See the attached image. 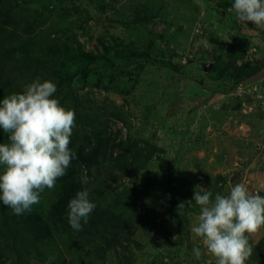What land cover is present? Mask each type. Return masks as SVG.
I'll return each instance as SVG.
<instances>
[{
    "label": "rangeland",
    "instance_id": "rangeland-1",
    "mask_svg": "<svg viewBox=\"0 0 264 264\" xmlns=\"http://www.w3.org/2000/svg\"><path fill=\"white\" fill-rule=\"evenodd\" d=\"M18 1L21 5L15 8L13 21L5 27L15 30L30 48L72 42L75 46L80 43L86 51H101L98 38H102L131 42L143 50L155 41L165 50L172 68L143 60L144 68L135 90L95 87L78 81L70 90L55 96L65 107L73 109L76 105L80 112L89 111L96 123L108 124L111 133L122 129L120 136L129 133L164 149L153 157L144 176L123 177L109 162L94 168L93 187L103 189L100 203L103 206L125 203L128 213H134L136 218L134 226L138 229L132 235L135 241L131 244L132 263L150 264L164 252V260H159V264H216L202 239L191 231L198 223L199 206L194 201L188 206L189 224L184 222L177 227L179 232L174 229L169 233L168 227L175 221L164 223L157 219L145 223L144 216L153 201L163 205L170 204L172 199L180 203L191 200L196 185L211 191L213 198L216 193L227 195L236 183H245L250 192L264 196V30L255 28L252 22H240L234 13L227 12L234 0H160L155 7V1L149 3L153 20L148 21L147 29L153 34L139 26L142 32H138L127 22L135 19L137 8L143 13L147 0H107L97 2V8L91 0H67L54 10L44 8L43 3L48 0ZM164 33V39L156 36ZM234 49L245 51L238 64L259 68L256 75L241 82L242 87L235 86L233 79L211 80L209 75L211 69L214 75L220 72L221 60H227ZM150 51L162 59L155 45ZM170 52L177 55L171 57ZM11 62L25 70L17 80L22 90L36 77L57 84L51 69L28 64L19 52L12 55ZM239 101L242 106L236 110ZM129 189H134L140 199L120 193ZM167 217L164 219L168 220ZM155 224L162 232L149 234ZM245 235L255 245L264 236V225ZM56 243L55 253L48 248L46 255L29 258V264H91L89 258L93 264H120L113 251L103 258L91 253L83 262L72 242H68V247L60 239ZM194 247L201 250L199 259L193 253ZM245 264H264V259L259 262L248 259Z\"/></svg>",
    "mask_w": 264,
    "mask_h": 264
},
{
    "label": "trees",
    "instance_id": "trees-1",
    "mask_svg": "<svg viewBox=\"0 0 264 264\" xmlns=\"http://www.w3.org/2000/svg\"><path fill=\"white\" fill-rule=\"evenodd\" d=\"M6 1L0 0V99L12 92L22 91L17 80L24 75L25 70L22 67H16V64L13 65L11 62L15 52L21 53L28 64L51 69L52 74L57 77L55 95H61L66 89L70 90L73 84L78 81L89 82L95 87L105 85L109 89L135 90L144 68L143 60L145 63H160L167 68L173 66L172 61L166 58L165 50L158 47L155 41L151 42L147 50L134 47L131 42L123 43L118 37L119 42L98 38L100 46H102L101 51H86L80 43L75 46L76 43L72 42L47 43L44 46L36 47V49L30 48L18 38L15 30H7L5 27V24L13 21L11 16L15 8L21 5L18 0H8L7 4ZM23 1L37 2V0ZM66 1L48 0L43 3V6L54 10L59 5L63 6ZM159 1H145L146 6L143 8V13L140 7L137 8L134 12L135 19L132 18L127 22H130L131 26L135 28L144 27L147 32L153 34L152 30L147 29L148 21L153 20L150 19L152 15L149 13V9H152L147 4L154 3L155 7ZM97 2L102 4L107 0H91L95 7L99 5ZM103 7L105 6L103 5ZM114 8L116 10V7ZM121 14L125 15V12L122 11ZM137 30L142 32L140 28ZM156 36L166 38L165 33L156 34ZM139 38L142 39L140 35ZM8 41L11 42L9 46ZM153 45L157 51L162 53V59L151 53L150 48ZM121 46L123 49H120ZM240 51L234 49L227 60H221L222 64H220L218 74L211 73V69L210 79H225L226 82L233 79L236 86L245 79L256 75L259 71L258 67L243 62L238 64V60L245 55V51ZM170 53L171 57L177 55L176 52ZM134 59L141 60L135 62ZM76 102L79 103L78 100ZM241 106L242 101H239L235 109H240ZM73 109L75 111V127L70 138V147L76 152V158L72 160L67 174L56 181L53 189H45L41 194L40 202L33 205L31 211L22 215L12 214L11 209L0 202V264H29V258L35 255L40 257L46 255L49 251L48 248L55 253L57 239H60L65 247H68V242H72L75 251H79L77 252L79 260L83 262L86 257H90L91 253L103 258L108 252L113 251L117 254L120 264H133L131 244L135 241L132 235L138 229V226H134L136 223L134 213H128L124 202H122L124 203L122 206H117V203L116 205L111 203L103 206L100 203L99 199L103 194V189L98 190L93 187L94 168L109 162L111 167L118 170L123 177H132L136 174L144 176L143 172L148 171L153 157L164 149L150 140L137 139L129 133L125 137L120 136L122 129L111 133L108 131V124L101 126L96 123L89 111L80 112L76 105ZM3 139L6 140L4 142H7V135L1 131L0 140ZM84 175L88 177L87 185L80 182ZM85 187L89 189L90 199L96 204V207L91 213L88 223L83 225V230L74 231L67 220V204L78 190ZM120 193L126 196L133 195L136 199H140L134 189ZM120 193H117L119 199ZM178 204H180L178 199H172L170 204L163 205L153 201L151 206H148L144 222H156L157 219H162L164 223L175 221L168 227L169 233L176 230L177 227H181L184 222L188 225V206L180 216L177 210ZM120 207L123 209H119ZM165 215H168V220L164 219ZM142 224L144 223L142 222ZM151 228V231L148 230L149 234H159L163 230L159 229V225L156 224ZM176 231L179 232V229ZM252 248L253 254L249 259L255 262L263 260L264 236ZM89 260L93 264L94 261L90 258ZM159 260L163 262L164 252L159 253L150 264H159Z\"/></svg>",
    "mask_w": 264,
    "mask_h": 264
},
{
    "label": "clouds",
    "instance_id": "clouds-1",
    "mask_svg": "<svg viewBox=\"0 0 264 264\" xmlns=\"http://www.w3.org/2000/svg\"><path fill=\"white\" fill-rule=\"evenodd\" d=\"M227 12L264 30V0H234ZM56 92L54 81L36 77L21 92L0 99V131L7 135V142H0V202L14 215L31 211L76 158L70 147L75 111L62 106ZM80 182L87 185V175ZM193 201L199 213L191 231L202 239L216 264H245L253 254L245 233L264 225V196L250 192L245 183H236L227 195L216 193L213 198L211 191L196 185L193 198L178 204L180 216ZM95 207L89 189L78 190L67 204L71 228L83 230ZM193 253L197 259L202 255L199 247Z\"/></svg>",
    "mask_w": 264,
    "mask_h": 264
},
{
    "label": "built area",
    "instance_id": "built-area-1",
    "mask_svg": "<svg viewBox=\"0 0 264 264\" xmlns=\"http://www.w3.org/2000/svg\"><path fill=\"white\" fill-rule=\"evenodd\" d=\"M243 86V84H241L239 87H242Z\"/></svg>",
    "mask_w": 264,
    "mask_h": 264
}]
</instances>
